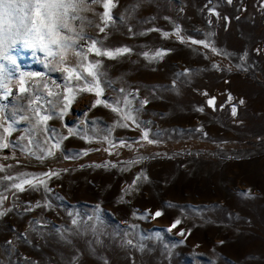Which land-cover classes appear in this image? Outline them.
<instances>
[{"label": "rangeland", "instance_id": "rangeland-1", "mask_svg": "<svg viewBox=\"0 0 264 264\" xmlns=\"http://www.w3.org/2000/svg\"><path fill=\"white\" fill-rule=\"evenodd\" d=\"M103 2L74 24L131 50L98 57L79 42L101 62L99 99L120 112L77 91L62 114L43 85L63 96L64 74L41 52L18 46L4 77L0 264H264V0H112L107 27ZM37 95L51 136L30 131ZM24 173L47 189L6 179Z\"/></svg>", "mask_w": 264, "mask_h": 264}, {"label": "snow or ice", "instance_id": "snow-or-ice-1", "mask_svg": "<svg viewBox=\"0 0 264 264\" xmlns=\"http://www.w3.org/2000/svg\"><path fill=\"white\" fill-rule=\"evenodd\" d=\"M232 0H228L231 3ZM101 0H0V89L4 90L2 99L7 100L8 96L12 94V89L5 82L4 77H10L18 68L17 57L14 55L18 46L24 49H30L33 53L41 52L45 57L56 60L58 66L55 70L60 71L64 74L66 81L63 89V96L59 92H54L49 88L48 83H44L43 87L47 89V95L49 97L58 96L61 97L62 101H66L64 109L61 110L62 114L64 110L72 103L75 99V93L89 92L94 93L98 99L93 103V107L105 103L106 107H111L112 111L120 112V109L107 104L106 102L99 99L103 95V88L101 87V81L99 77L102 73L99 71L101 62L96 60L94 62L85 63L88 61V56L83 50V46L80 45V41H86L87 53H93L95 56H103L108 58H116L117 56L124 55L131 50L129 48H117L115 50L102 49L98 46L100 41L97 39L88 37L84 32V28L81 26L77 30L74 21L84 22L85 17L79 15L80 12L90 11L89 4H99ZM104 12L101 15V20L107 27V22L112 20L110 15V9L114 7L112 0H104L103 2ZM214 11V10H213ZM90 23V21H88ZM105 27H99L100 32H104ZM179 32V29L177 30ZM167 35V33H165ZM197 43V41H193ZM208 47L207 44L204 45ZM164 53L157 52L156 56H162ZM147 55V53H145ZM70 57L75 58L74 62L70 60ZM51 60L49 63H51ZM47 66V65H46ZM87 74V76L84 75ZM40 74L28 73L29 78L39 76ZM91 77V79H87ZM85 81L83 85L77 84L73 87L74 81ZM19 92L26 93L28 89L24 87L25 74H21L19 78ZM56 87H60L56 85ZM122 91V90H121ZM42 98L37 95L31 101V105H38L35 107L34 113L35 118L32 123V129L40 128L41 131L51 136L55 133V129H49L47 127V121L51 119V116L46 112L42 111L43 105L39 102ZM231 99V97H229ZM52 101L49 100L48 104ZM126 104H130V101H125ZM146 104L147 101H144ZM210 105L214 104V100H209ZM244 103L243 100L240 101ZM30 105V107H31ZM3 107H0V113L3 112ZM201 111L203 109H200ZM233 115L236 114V109L233 107ZM21 120H29L28 116H21ZM123 119L133 120L134 117L131 112L124 114ZM16 121L13 120V123ZM2 126V125H0ZM127 127V124L119 125ZM139 126V125H137ZM12 124L4 128L6 133L10 134ZM69 135H75L70 130ZM148 132L142 133V138L148 143H153V140L148 139ZM68 137H63L67 139ZM6 139V137H0V140ZM46 142V141H45ZM29 143H32L29 140ZM8 143H0V148H7ZM53 147H60L59 142L53 145ZM43 150V149H42ZM48 155H52L51 150H47ZM86 154V153H85ZM99 167V165H97ZM2 171V169H0ZM45 175H58L57 173H46ZM28 174H21L19 177H6V179H17L20 182L15 183L12 187L19 191H24V185L36 188L38 184L44 185L47 189L46 183L39 177L26 178ZM37 181V183H34ZM39 206V205H37ZM4 215V213H0ZM156 217L162 215V212L157 211L154 214ZM75 223V221H73ZM180 223L179 220L175 221L172 227H176ZM169 231L172 229L169 228ZM183 234V233H181ZM131 243V241H129Z\"/></svg>", "mask_w": 264, "mask_h": 264}, {"label": "trees", "instance_id": "trees-1", "mask_svg": "<svg viewBox=\"0 0 264 264\" xmlns=\"http://www.w3.org/2000/svg\"><path fill=\"white\" fill-rule=\"evenodd\" d=\"M36 165H43L42 163H36Z\"/></svg>", "mask_w": 264, "mask_h": 264}]
</instances>
